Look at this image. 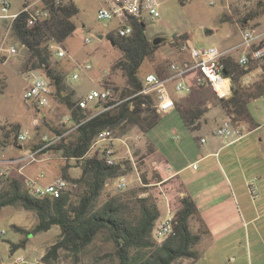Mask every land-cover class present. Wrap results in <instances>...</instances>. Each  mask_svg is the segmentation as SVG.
<instances>
[{"label": "rangeland", "instance_id": "obj_1", "mask_svg": "<svg viewBox=\"0 0 264 264\" xmlns=\"http://www.w3.org/2000/svg\"><path fill=\"white\" fill-rule=\"evenodd\" d=\"M24 1L9 0L8 13L18 11ZM72 1L78 8L77 14L72 18L75 29L62 44L65 50L64 56L59 57L55 55L54 51H51L54 67L64 72V84L67 92L72 95V99L85 95L89 89L100 87L101 84L105 86L106 83L116 85L115 91L118 96H121L126 88L125 76L120 69L113 71L110 69L120 52L106 36L107 33L116 30L117 21L96 17L97 9L103 4V0ZM250 1L252 3V0ZM29 2L31 0L27 2V5L30 4ZM240 2L241 0H163L160 6V17L154 21L145 22L146 33L150 38L160 36L165 40L174 34L185 33L190 44L195 47L214 45L219 49L230 48L240 39V35L238 33L234 35L231 32L236 28V22L222 20V13H231V8L240 7ZM42 3L36 0V3L28 9L33 10V7L41 6ZM252 11L244 14L252 17L254 14ZM10 21L9 18L0 17V46L15 45L16 47V53L13 55H8L5 50L0 52V170L4 168L6 176L23 178L22 175H33L43 171L46 178L55 177L61 175V168L65 164L64 158L55 150L49 152L48 159L30 164L25 161H8L22 154L21 149L17 146L19 144L17 135L22 129H28L30 134L29 138L23 142V147H32L40 142L43 134L64 130L63 118L68 113L54 86L49 104L44 107H36L31 100L23 98L22 87L28 81L27 74L29 71L33 70L36 73L45 74L42 69L20 68V73L13 69L15 65L23 64L28 51L15 41L10 28ZM99 34L103 36L98 37ZM85 38H89V41H85ZM178 46L171 45L169 40L161 43L153 56L145 59L142 63L139 77H142L147 71H156L157 68L160 69L159 71L165 72L170 62L184 60L183 58H186L184 51H180ZM86 64H89L90 67L86 68ZM5 77L6 86L4 87L2 85H4ZM178 94H184V92H178ZM210 96H212L211 93ZM256 102L259 101H253L251 106ZM41 112L44 113L43 116H41ZM36 121L37 123L34 125ZM132 131V127L123 130L118 129L114 131V136L123 138L131 134ZM74 132L75 130H72L67 135L71 137ZM145 135L154 144L157 152L169 160H173L176 165L191 162L193 154L187 147L189 145L194 148L195 139L183 123L177 109L161 114L159 121ZM120 146L118 155L120 156L119 160L124 163V173L121 175L125 177L126 187L124 189L116 187L118 177L109 179L108 184L105 185L96 201L97 205L103 203L108 196L113 194L129 196L132 200L139 196L149 195L152 198L158 196L156 194L160 189L154 185H148L149 182L158 179V175L156 170L149 165L150 160L146 158L144 151L137 148V145L130 143L128 153L124 145ZM70 163L75 164L74 160H71ZM167 163L164 164L163 170L172 172V164ZM19 168L22 169L19 171ZM69 172L72 176L77 177L80 175L81 169L79 166H72ZM5 180L4 175L0 176V188L5 184ZM79 192L78 189L72 191L74 199ZM255 197L256 195H251L247 191L246 201L252 202V198ZM158 207L160 208V217H165L168 209L164 197L158 199ZM249 219L252 220L248 221ZM36 222V213L21 206H5L1 209L0 231L4 230V233L0 235L1 264H11L10 262L16 257H24L28 261H37L38 264H43L39 261V256L57 238L59 228L56 225L47 231L28 235V242L25 247L17 248L12 254L10 253V243L16 242L22 237L21 233L11 228V224L30 229ZM189 226L192 231H196L198 228V224L191 218L189 219ZM238 232L234 244L243 245L242 247L239 246L237 264H249L250 257L252 264H264V208H259L256 211L251 209L249 216H244ZM202 244L204 241H198L194 245V249L199 251L202 249ZM244 244H258L256 247L258 257H256L253 246L250 255L247 251V245ZM113 248L111 241H106L103 236L98 235L87 247L86 253L82 255L79 262L75 264H117L114 256L99 258L104 253L111 252ZM209 250V259H204L200 255L190 264H196L197 260H199L197 264H228L226 258L221 257L214 248ZM182 259H178L172 264H182L180 263ZM61 260L62 262L57 264H74L70 256H65V252H61Z\"/></svg>", "mask_w": 264, "mask_h": 264}, {"label": "trees", "instance_id": "obj_2", "mask_svg": "<svg viewBox=\"0 0 264 264\" xmlns=\"http://www.w3.org/2000/svg\"><path fill=\"white\" fill-rule=\"evenodd\" d=\"M26 5L23 4L10 27L15 41L28 51L20 68L42 69L65 104L71 119L78 124L71 137H62L54 147L55 152L65 160L60 176L75 182V189L80 192L76 199L72 191L60 197L36 196L28 190L22 177L4 175L6 180L0 188V211L5 206H21L34 211L37 216V222L30 229L11 224V228L21 233L22 237L10 243V253L25 247L28 235L47 231L56 225L59 234L40 256L41 263H60L61 252H65V256H70L75 264L98 235L111 241L114 247L99 258L114 256L117 264H172L182 258L196 260L200 253L194 249V245L207 229L203 223L196 231L190 229L189 219L197 216L195 202L190 196L183 195L177 202H172L175 234L159 241L152 236V227L160 215L155 198L146 195L132 200L129 196L113 194L100 205L96 204L106 182L123 174L124 165L122 161L108 165L96 154L89 155L94 136L103 129L115 133V130L127 127L147 132L161 117L151 106V97L146 96L148 104L144 107L139 103L140 97H135L132 100L133 108H130L127 100L96 115H92V109L80 108L77 100L72 99V95L67 92L64 72L54 67L52 52L48 47L49 42L61 44L73 33L75 24L72 18L78 12L77 6L73 1L56 4L54 0H43V7L49 11L48 16L38 23L27 25L28 12L23 9ZM145 28L144 23L133 22L128 35H119L116 30L106 34L120 52L110 69H120L125 76L126 88L121 97L129 96L141 88L139 72L142 63L151 58L160 44L164 43L153 44V37L146 35ZM187 40V34L180 33L173 35L169 43L178 46ZM221 62L223 73L232 79V94L227 98H218V104L232 123L244 121L255 126L248 102L264 95V73H259L256 80H249L250 73L258 71L257 63L245 67L230 54L222 57ZM159 70L157 68L154 72L162 75L164 72ZM105 86L117 89L116 85L109 83ZM175 107L190 129L196 126V119L205 110V107L193 102L175 103ZM62 131L57 130L55 133ZM41 144L42 141L32 147L37 148ZM71 160L75 164H71ZM72 166L80 167L79 176L70 174Z\"/></svg>", "mask_w": 264, "mask_h": 264}, {"label": "crops", "instance_id": "obj_3", "mask_svg": "<svg viewBox=\"0 0 264 264\" xmlns=\"http://www.w3.org/2000/svg\"><path fill=\"white\" fill-rule=\"evenodd\" d=\"M28 1L30 0H25L18 11L10 14L18 13L22 9L23 4H28ZM33 1L31 0L29 2L30 5H32ZM37 7H40V5H37ZM250 10L254 11L252 17L244 14ZM231 11V13L223 12L222 20L236 22L237 26L231 32L234 35L238 33L240 39L230 48H218L220 51H226L238 45L241 42V32L244 28H250L258 34L264 33V0H252V3L250 0H241L240 7L231 8ZM170 39H163L162 42ZM187 41L190 43L189 40ZM63 42L60 44L61 46ZM238 53L239 50L229 52L236 59ZM184 56H186V58H183L184 60L172 62L181 63L190 61V56L187 51H184ZM18 65H15L13 69L20 73L21 64ZM167 73H170L169 64L163 74ZM196 74L197 72H191L185 76L184 81L189 91H182L184 94H178L174 89L173 83H169L167 86L175 103L183 104L185 102H193L205 107L204 112L196 119V126L193 129L188 128L194 136L193 138L196 143L194 148L189 145L187 147L193 154L191 162L176 165L173 160H169L166 156L157 152L154 144L145 135L146 132L139 131L140 139L130 143L131 145H137V148L144 151L146 158L150 160L149 165L156 170L158 179L149 182L148 185H154L160 189L156 194L158 196L155 198L157 206L158 199L161 197L166 199L168 212H174V209H171L173 207L172 202H177L183 195L190 196L195 202L197 216L193 220L198 224V227L200 223H203L207 229V232L203 233L199 239V242L200 240L204 241V244L201 245L202 249L199 250L200 255L204 259H209V249L214 248L215 252H218L221 257L226 258V263L237 264L239 246L242 247L243 244L234 243L236 241V233L243 223V218L244 216H249L251 209L256 211L259 208H264V95L248 102V109L255 122V126H250L247 122L243 121L242 123L247 128L246 134L235 142L226 143L216 136L213 130L218 124L223 123L228 116L218 104L219 97L213 88L209 84L198 85L195 82ZM249 76V80H256L258 79L259 72L257 70L252 71ZM27 84L28 81L23 85L22 93ZM2 86H6V77L4 85ZM101 87H103L102 84L97 88ZM92 89L94 88L89 89L87 92ZM210 93L212 96H210ZM83 96L85 95H80L79 98L74 100H78ZM255 100L259 102H256L257 105L254 104L251 106V103ZM43 115L44 113L41 112V116ZM133 131L138 130L133 129ZM133 131L126 136H131L134 133ZM200 138H204V141H201ZM120 139L121 137H116L115 139L117 152L120 150V145L123 146ZM17 146L20 149V146ZM167 162L172 164V172L163 170L164 164H168ZM193 164L196 165L195 168ZM55 177L46 178L45 176L42 183L50 182ZM249 182H252L256 186V197L252 198V202L246 201V193L247 191L250 192L247 189ZM107 184L108 182H106ZM257 198L258 200H256ZM158 209L160 212L159 207ZM162 218L164 217H160L159 215V219ZM251 220L249 219L248 221ZM218 242L221 244H209ZM244 245H247V251L250 255L251 247L253 246V250L257 255L256 257H258L256 250L258 244ZM205 246L207 247L205 248ZM198 261H196V264ZM193 262L194 260L186 258L180 261L182 264H190ZM249 264H252L251 257Z\"/></svg>", "mask_w": 264, "mask_h": 264}, {"label": "built area", "instance_id": "obj_4", "mask_svg": "<svg viewBox=\"0 0 264 264\" xmlns=\"http://www.w3.org/2000/svg\"><path fill=\"white\" fill-rule=\"evenodd\" d=\"M38 1L43 2V0ZM70 1L72 0H54L56 4ZM162 2L163 0H103V4L97 9L96 17L98 19L116 20V32L119 35H128L132 31L133 22L144 23L146 21L151 22L158 19L160 17V6ZM34 3H36V0L32 2V5H34ZM9 5V0H0V17L9 18L12 22L17 13H8ZM32 5L29 4L23 8L28 12L27 25L38 23L46 18L49 13L47 7H43V3L40 7H33V10H29L28 8L32 7ZM241 35V42L226 51H220L213 45L195 47L188 41L182 42L178 47L180 50L189 53L190 61L181 63L170 62V73L158 75L154 71L145 72L141 77V88L137 92L126 97L118 96L114 89L107 86L94 88L87 92L85 96L78 99L77 104L83 109H94L92 115H96L127 100L130 104V108H133L134 103L132 100L135 97H140L141 101L139 103L144 107L148 104L146 96H150L151 106L161 115L171 111L175 107V101L167 88L168 84L173 83L174 89L177 92L189 91L184 78L191 72H197L195 82L198 85L209 84L219 98H227L232 94V79L230 76L223 73L221 58L228 55L229 52L239 50L237 62L240 65L247 67L252 63H257V72L260 74L264 73V33L258 34L250 28H244L242 29ZM85 41H89V38H85ZM48 47L59 57L65 55V50L60 43L51 41ZM2 50H5L8 55L16 53L15 45L7 47L1 45L0 52ZM85 67L89 68L90 65L86 64ZM27 75L28 84L23 90V98L31 100L36 107H44L49 104L53 92V84L48 77L36 73L33 70L29 71ZM75 76L74 74V77ZM36 122L34 125H36ZM63 123L65 124L64 131L60 133L43 134L40 140L42 144L37 148L28 146L24 148L22 146L23 142H25L30 135L28 129H22L17 135L18 145L20 146L22 154L8 161H25L30 164L48 159L49 152L56 150L54 146H56L60 139L66 136L70 131L75 130L78 126V124L71 119L69 113L64 116ZM246 129L244 123H232L230 119L227 118L223 123L218 124L214 128L213 133L224 142L232 143L242 138L246 134ZM115 139L116 137L110 129L99 131L93 138L88 154H96L98 158L103 159L108 165L120 162ZM139 139L140 132L135 131L131 136L121 138L120 141L129 153L130 142H135ZM200 140L204 141V138H200ZM57 151L61 152V149ZM122 165H124L123 162ZM193 167L195 168L196 165L193 164ZM21 169L22 168H19V171ZM3 175H6V170L4 168L0 170V176ZM22 176L28 190L36 196L60 197L62 194L73 191L76 188L75 182L63 178L60 175L50 182L42 183L45 177L43 171H39L33 175ZM126 184L127 182L124 175L118 176L116 187L118 189H124ZM248 189L252 195L256 194V186L252 182L248 183ZM3 233L4 230L0 231V235ZM174 234V212L169 211L166 217L162 219L158 218L155 221L152 227V236L156 240H162ZM11 264H38V262L28 261L24 257H16L11 261Z\"/></svg>", "mask_w": 264, "mask_h": 264}, {"label": "water", "instance_id": "obj_5", "mask_svg": "<svg viewBox=\"0 0 264 264\" xmlns=\"http://www.w3.org/2000/svg\"><path fill=\"white\" fill-rule=\"evenodd\" d=\"M98 37H102V35L99 34ZM162 40H163L162 37H160V36H156V37H154V38L152 39V43H153V44H158V43H160V41H162Z\"/></svg>", "mask_w": 264, "mask_h": 264}]
</instances>
